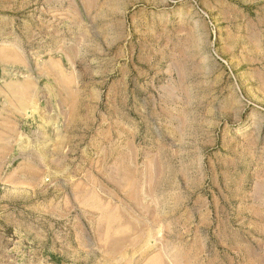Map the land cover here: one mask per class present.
Instances as JSON below:
<instances>
[{
    "label": "rangeland",
    "instance_id": "obj_1",
    "mask_svg": "<svg viewBox=\"0 0 264 264\" xmlns=\"http://www.w3.org/2000/svg\"><path fill=\"white\" fill-rule=\"evenodd\" d=\"M0 264H264V0H0Z\"/></svg>",
    "mask_w": 264,
    "mask_h": 264
}]
</instances>
